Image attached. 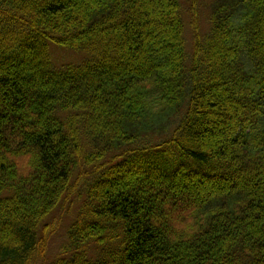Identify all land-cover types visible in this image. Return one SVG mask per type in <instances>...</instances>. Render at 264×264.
I'll return each instance as SVG.
<instances>
[{"label":"trees","instance_id":"1","mask_svg":"<svg viewBox=\"0 0 264 264\" xmlns=\"http://www.w3.org/2000/svg\"><path fill=\"white\" fill-rule=\"evenodd\" d=\"M186 1L0 0V264H264V0Z\"/></svg>","mask_w":264,"mask_h":264},{"label":"rangeland","instance_id":"2","mask_svg":"<svg viewBox=\"0 0 264 264\" xmlns=\"http://www.w3.org/2000/svg\"><path fill=\"white\" fill-rule=\"evenodd\" d=\"M183 10L187 11L189 9L188 2L186 0H181ZM213 0H198L197 11L199 14V29L201 33H204L208 29V17L210 12V6ZM186 25H185V38H186V49L191 51V41L192 33L188 24L189 17L185 14ZM51 60L55 66L64 65L68 63H79L80 60H77L78 55L85 56L83 51L71 50L67 47L52 44L49 47ZM82 59V58H81ZM89 172V170L87 169ZM87 172V174H88ZM85 181L78 177H75L71 180V193L68 195L67 199L63 202L64 206L57 208L53 211L50 218L54 219L58 226L54 234H52L48 249L47 257L51 258L57 254L60 249V246L66 242V231L69 223L73 220V216L76 211V206L85 196V187L83 186Z\"/></svg>","mask_w":264,"mask_h":264}]
</instances>
